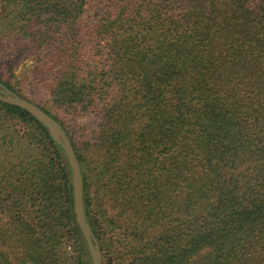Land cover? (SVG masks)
<instances>
[{
	"label": "trees",
	"instance_id": "1",
	"mask_svg": "<svg viewBox=\"0 0 264 264\" xmlns=\"http://www.w3.org/2000/svg\"><path fill=\"white\" fill-rule=\"evenodd\" d=\"M21 58L87 121L84 211L117 264H264V0H0V68ZM0 212V264H92L63 150L1 100Z\"/></svg>",
	"mask_w": 264,
	"mask_h": 264
},
{
	"label": "rangeland",
	"instance_id": "2",
	"mask_svg": "<svg viewBox=\"0 0 264 264\" xmlns=\"http://www.w3.org/2000/svg\"><path fill=\"white\" fill-rule=\"evenodd\" d=\"M85 50H90L89 55H93L95 57V59H98V57H99L98 53L94 54L95 51L92 50L90 46L88 48H86ZM35 68H36V62L34 60H32L31 58H21L19 60V62L14 65L13 71H10L8 69V66L1 67L0 68V76H1L2 80H4V81L8 80L10 82V84L14 87V90L12 92L10 91L12 94H16V95L20 94L21 97L31 101L32 103L36 104L37 106L39 105V106L44 107L52 115L56 116L58 118V120L64 122V128H63L61 126V124L59 123V121H57L60 124V126L62 127L65 134L68 136V138L69 139L73 138L74 141L76 143H78L81 139L85 138V136H86V131L84 128L87 125L86 119L82 118V117H78V116L75 117L70 112L63 113V110H60V108L58 106L59 104H57L52 99V97L48 93V91L46 89L38 87V85L36 84L39 73L36 72ZM0 89H3V88L0 87ZM49 135H50L52 141L55 144L59 145V143H57L54 140V137L52 136V134L50 132H49ZM60 148L63 150V148L61 146H60ZM63 153L65 154L64 150H63ZM87 156H88L87 159H89V160H96L97 157L99 156V153H96L95 148H91L88 151ZM65 157H66V160L68 162L66 154H65ZM121 161H122V158L118 162V164H120ZM68 164H69V162H68ZM96 165H97V163H96ZM95 166H94V163H92V169H90V172L88 174L90 176V183L95 182V177H94L95 169H93ZM81 178H82V204H83V212L85 215V211H84V183H83L82 173H81ZM100 192H102V189H100L98 192L92 193L91 198H93L92 195H94V194L99 195ZM95 205H96L95 200L93 198L91 200L90 207L95 208L96 207ZM105 206H106L109 214L113 213L115 211L116 212L119 211L117 202L113 201L111 199V197L109 198V203L105 204ZM85 217H86V215H85ZM86 220H87V218H86ZM87 222H88V220H87ZM8 223H11V222H9V215L6 213L0 212V229H1V227H3V228L8 227L9 226ZM131 225L134 226V223H131ZM155 228H156V226L154 227V229ZM152 231H153V229H150L149 233H152ZM0 241H2V240L0 239ZM9 244H10V242L8 240L5 243V248H7V247L9 248ZM98 245H99L100 255H101V264H117L120 262L118 257H120L122 255L121 252H116L117 253L116 255H110V251H108L107 249H104V250L101 249V245H100L99 241H98ZM72 246L70 243L69 246L67 247V251H69L67 253V256L72 255L74 257L77 255L78 251L77 252L74 251V246H77V245L75 243H73ZM121 248H122L121 245L118 244V250H121ZM72 260H73V258H71V261ZM69 261H70V259H69Z\"/></svg>",
	"mask_w": 264,
	"mask_h": 264
},
{
	"label": "water",
	"instance_id": "3",
	"mask_svg": "<svg viewBox=\"0 0 264 264\" xmlns=\"http://www.w3.org/2000/svg\"><path fill=\"white\" fill-rule=\"evenodd\" d=\"M0 100L8 104L16 105L29 112L33 117L46 126L48 131L54 137V140L63 148L72 171V188L76 221L87 241L88 249L92 258V264H101V255L98 241L91 230V227L87 222L83 212L81 169L75 149L70 139L65 134L56 119H54L50 114L46 113L42 108L31 101L19 95L12 94L5 87L0 89Z\"/></svg>",
	"mask_w": 264,
	"mask_h": 264
}]
</instances>
